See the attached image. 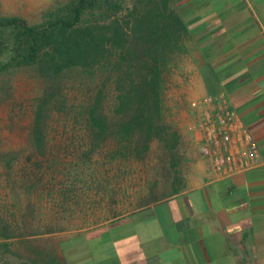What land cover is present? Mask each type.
<instances>
[{
    "label": "crops",
    "instance_id": "0c3cea01",
    "mask_svg": "<svg viewBox=\"0 0 264 264\" xmlns=\"http://www.w3.org/2000/svg\"><path fill=\"white\" fill-rule=\"evenodd\" d=\"M169 8L188 32L178 62L183 96H174L171 144H162L167 195L155 199L151 183L126 209L120 198L134 191L90 179V227L54 234L66 264H264V0H170ZM208 97L234 110L259 147L257 166L222 174L199 154L196 117Z\"/></svg>",
    "mask_w": 264,
    "mask_h": 264
},
{
    "label": "trees",
    "instance_id": "16d2710c",
    "mask_svg": "<svg viewBox=\"0 0 264 264\" xmlns=\"http://www.w3.org/2000/svg\"><path fill=\"white\" fill-rule=\"evenodd\" d=\"M169 1L131 0L127 6L123 0H56L58 4L35 24L0 15V76L26 68L47 83L31 129L38 156L46 155L47 127L54 117L80 122L95 148L115 140L122 146L113 157L132 154L143 159L154 139L170 146L163 124V90L169 65L183 53L188 31ZM71 75L91 77L90 96L68 108L62 84ZM111 89L114 103L109 115L106 101ZM180 183L174 179L173 192ZM166 195L153 196L159 200ZM17 234L0 224L2 252H9L7 241Z\"/></svg>",
    "mask_w": 264,
    "mask_h": 264
},
{
    "label": "rangeland",
    "instance_id": "374dc122",
    "mask_svg": "<svg viewBox=\"0 0 264 264\" xmlns=\"http://www.w3.org/2000/svg\"><path fill=\"white\" fill-rule=\"evenodd\" d=\"M123 1L131 5V0ZM57 4L56 0H0V15L19 16L35 24ZM180 57L181 54L173 57L163 90V124L169 129L175 127L171 110L180 103L173 101L174 96H183L177 83L183 72ZM90 78L85 75L65 78L62 94L68 99V108L88 99ZM46 88L47 83L32 69H18L0 76V224L9 225L18 233L7 241L8 253L0 250V264H44L50 260L66 264L65 259H57L55 247L61 237L54 234L90 227L91 180H99L101 185L105 178L106 186L134 191L133 197L120 198L122 208L126 209L133 206L139 193L145 192L151 183L158 185L159 194L168 188L169 152L159 140L150 143L143 159L132 154L113 157L122 145L111 139L95 148L87 128L73 118H52L47 127L46 155L38 156L31 141V129ZM113 103L111 89L106 101L109 115ZM75 112L76 116L71 117H77ZM183 139L190 140L187 135ZM184 155L180 149L175 156L182 160ZM79 250V254L88 253L87 249L79 247Z\"/></svg>",
    "mask_w": 264,
    "mask_h": 264
},
{
    "label": "built area",
    "instance_id": "2783aa9c",
    "mask_svg": "<svg viewBox=\"0 0 264 264\" xmlns=\"http://www.w3.org/2000/svg\"><path fill=\"white\" fill-rule=\"evenodd\" d=\"M197 127L202 133L199 154L222 174L246 172L260 162V150L233 109L218 97L203 99Z\"/></svg>",
    "mask_w": 264,
    "mask_h": 264
}]
</instances>
